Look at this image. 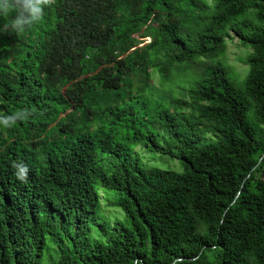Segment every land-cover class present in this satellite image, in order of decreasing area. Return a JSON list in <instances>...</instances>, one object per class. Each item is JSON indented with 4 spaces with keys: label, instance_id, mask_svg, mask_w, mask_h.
Listing matches in <instances>:
<instances>
[{
    "label": "trees",
    "instance_id": "16d2710c",
    "mask_svg": "<svg viewBox=\"0 0 264 264\" xmlns=\"http://www.w3.org/2000/svg\"><path fill=\"white\" fill-rule=\"evenodd\" d=\"M14 16L0 114H32L0 127V264H264V0H52L23 33ZM234 37L239 84L218 60L186 98L149 88ZM149 143L182 170L144 164Z\"/></svg>",
    "mask_w": 264,
    "mask_h": 264
},
{
    "label": "rangeland",
    "instance_id": "374dc122",
    "mask_svg": "<svg viewBox=\"0 0 264 264\" xmlns=\"http://www.w3.org/2000/svg\"><path fill=\"white\" fill-rule=\"evenodd\" d=\"M210 1V0H209ZM231 34L234 35V32L231 30ZM149 41V40H148ZM251 49L249 46L244 45L238 39L234 37L233 39L228 38L227 51L224 56L219 59H200L193 61L189 64H184L180 70L182 73L180 76L177 71L170 77H162L160 74V69H150L151 76L146 81L149 83V88L153 90V93L157 97L160 96H170L172 93L177 97H188V88L189 86L183 82L182 78L187 73L201 71L208 64H213L218 60H222L228 67L230 75L235 80L236 84H239L242 81L249 70L248 65V55ZM143 78V74L139 76ZM185 79V78H184ZM135 150L139 153V156L142 158L144 164L148 166H156L164 170H173L181 171L182 167L179 161L176 158L163 159L154 146L149 143L148 147L137 146ZM102 205H105L101 202Z\"/></svg>",
    "mask_w": 264,
    "mask_h": 264
},
{
    "label": "clouds",
    "instance_id": "9594fccd",
    "mask_svg": "<svg viewBox=\"0 0 264 264\" xmlns=\"http://www.w3.org/2000/svg\"><path fill=\"white\" fill-rule=\"evenodd\" d=\"M51 2L52 0H0V14L8 15L10 12H15L11 24L5 25V29L23 33L26 28L42 19L44 7ZM31 114L27 109L9 115L0 114V127L11 128L18 121L27 120ZM13 168L16 178L26 183L29 168L22 162L15 163Z\"/></svg>",
    "mask_w": 264,
    "mask_h": 264
},
{
    "label": "bare ground",
    "instance_id": "6f19581e",
    "mask_svg": "<svg viewBox=\"0 0 264 264\" xmlns=\"http://www.w3.org/2000/svg\"><path fill=\"white\" fill-rule=\"evenodd\" d=\"M227 41V40H226Z\"/></svg>",
    "mask_w": 264,
    "mask_h": 264
}]
</instances>
